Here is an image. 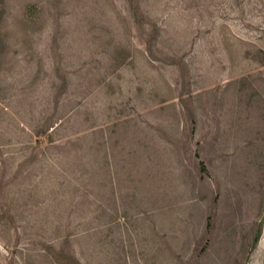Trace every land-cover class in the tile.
I'll use <instances>...</instances> for the list:
<instances>
[{
	"label": "rangeland",
	"instance_id": "374dc122",
	"mask_svg": "<svg viewBox=\"0 0 264 264\" xmlns=\"http://www.w3.org/2000/svg\"><path fill=\"white\" fill-rule=\"evenodd\" d=\"M0 264H264V0H0Z\"/></svg>",
	"mask_w": 264,
	"mask_h": 264
},
{
	"label": "trees",
	"instance_id": "16d2710c",
	"mask_svg": "<svg viewBox=\"0 0 264 264\" xmlns=\"http://www.w3.org/2000/svg\"><path fill=\"white\" fill-rule=\"evenodd\" d=\"M260 238V231L258 232L257 236L254 239V245L257 244V242L259 241Z\"/></svg>",
	"mask_w": 264,
	"mask_h": 264
}]
</instances>
